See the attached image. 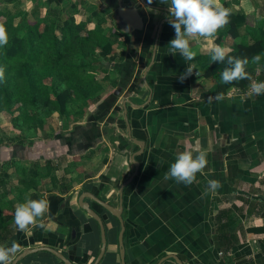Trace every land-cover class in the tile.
I'll use <instances>...</instances> for the list:
<instances>
[{
    "label": "crops",
    "instance_id": "crops-1",
    "mask_svg": "<svg viewBox=\"0 0 264 264\" xmlns=\"http://www.w3.org/2000/svg\"><path fill=\"white\" fill-rule=\"evenodd\" d=\"M94 1L117 18V0ZM119 1L137 8L143 25L133 32L117 22L129 39L114 46L116 58L106 65L111 82L104 81L103 89L111 90L113 97L103 106L89 105V117L39 143L40 153L32 156L57 163L55 186L45 178L49 190H38L50 201L45 227L0 233V245L15 241L22 250L47 246L73 264H91L101 240L97 222L79 206L83 196L81 201L103 224L104 248L95 264H214L221 259L264 264V94L241 102L247 85L229 87L225 99L217 101L214 76L203 75L208 43L192 42L194 60L173 56L168 52L175 36L168 6L159 0ZM222 3L243 13L250 24L264 19V0ZM233 40L223 37L215 43L229 48ZM189 66H194L192 75L179 80ZM259 68L253 65L254 80ZM232 89L239 92L229 99ZM36 146L22 149L25 159ZM187 149L206 151L203 173L190 186L165 180L176 156ZM213 179L221 187L205 194L207 181ZM61 181L67 184L64 191ZM87 193L118 208L120 219ZM10 199L13 207L22 203ZM15 264L64 263L40 249Z\"/></svg>",
    "mask_w": 264,
    "mask_h": 264
},
{
    "label": "trees",
    "instance_id": "trees-1",
    "mask_svg": "<svg viewBox=\"0 0 264 264\" xmlns=\"http://www.w3.org/2000/svg\"><path fill=\"white\" fill-rule=\"evenodd\" d=\"M60 1L45 0V3H52V10L59 13ZM68 9L70 12L67 11L63 17H54L48 13L42 18L29 21L24 14H19L21 18L14 21V15L7 13L0 19L5 23L9 36L8 44L0 48V66L5 68L4 80L0 82V111L8 114L16 112L10 116L9 121L17 134L9 137L10 141L7 142L1 139L0 145L22 142V126L25 129H41L43 120L53 113L61 117L58 128L65 129L77 118L83 115L89 117L86 107L92 104L103 106L104 101L113 97L111 90L105 92L103 89L104 81L111 82V71L101 67L96 57L113 61L116 53L110 38L116 37L122 44H128L129 35L117 29L115 23L120 20L115 16L117 21L113 18L112 11L108 15L112 17L116 28L107 31L102 26L103 18L97 17L96 10H91L87 18L77 20L74 15L77 11L76 2H68ZM232 13L229 25L218 32L215 41L223 37L234 39L229 44L230 55L248 58L246 70L253 77V65L256 64L252 62L253 56L261 55L257 64L264 68V19L250 24L243 13ZM227 66L226 63L212 62L208 55L203 75L214 76L213 92L216 94L225 92L229 87H245L249 83V80H241L223 84L221 73ZM261 73L259 71L256 76L258 79ZM5 144L2 146H8ZM55 163L50 159L38 158L23 162L2 160L0 184H9L11 178H14L12 184L20 195L25 193L28 198L39 199L42 197L39 188H49L44 187L45 178L50 187L55 186ZM60 183L64 191L67 184L63 181ZM20 198L17 197V200L23 202ZM2 201L3 197L0 196V204L4 203ZM12 201L5 202L6 206L0 208L1 235L4 232L9 235L16 230Z\"/></svg>",
    "mask_w": 264,
    "mask_h": 264
},
{
    "label": "clouds",
    "instance_id": "clouds-1",
    "mask_svg": "<svg viewBox=\"0 0 264 264\" xmlns=\"http://www.w3.org/2000/svg\"><path fill=\"white\" fill-rule=\"evenodd\" d=\"M168 6L169 23L173 27L175 36L169 41L168 52L171 55L179 53L185 60H194L197 53L193 50L192 42H207V51L212 62L226 63L228 66L221 73L223 84H233L241 80L251 81L248 91L240 97L243 102L248 97L264 94V81H256L246 70L249 64L248 58H240L230 55L231 49L215 43L218 32L230 23L232 9L226 7L222 0H159ZM151 4L152 0H148ZM255 12V8L250 9ZM258 19L260 17H257ZM9 42L8 31L3 21H0V48ZM261 55L252 57L253 63H259ZM194 66H189L180 74L179 80L183 81L192 75ZM5 68L0 66V82L4 80ZM236 89L228 93V98H233ZM175 93V92H174ZM217 101L225 99L224 93H217ZM208 164L207 153L202 149H187L180 152L170 165L165 174V180L173 179L177 183L186 186L196 181L198 173ZM221 184L218 180H208L205 194L214 193ZM50 212V201L45 197L31 199L25 197L24 202L17 203L14 210V225L20 232H28L34 227L44 228L42 222L46 214ZM22 252L21 245L12 242L10 246L0 245V264H14L18 255Z\"/></svg>",
    "mask_w": 264,
    "mask_h": 264
},
{
    "label": "rangeland",
    "instance_id": "rangeland-1",
    "mask_svg": "<svg viewBox=\"0 0 264 264\" xmlns=\"http://www.w3.org/2000/svg\"><path fill=\"white\" fill-rule=\"evenodd\" d=\"M68 2H76L77 11L74 12V15L77 20L79 18L81 19L87 18L91 10H96L97 12L96 15H98L97 17H102L104 20L102 22V26L104 30L113 31L112 29L116 28L115 24L117 23L115 24L112 23V17H110V14L108 15V13H110L109 10L106 7H103L100 3L95 2L94 0H87V2L85 3L77 2V0H62L60 1L61 11L59 13L56 10H52V8L54 7L52 6L53 5L52 3L47 4L45 3V0H10V1L0 0V19H3L7 13L14 15L13 17L14 21H17L21 18L19 14H24L25 18L29 21H33L36 18H42L48 13H50L51 16H54V17L56 16L63 17L65 16V13H67V11L70 12V9H68ZM110 40L112 42L113 48L115 45H118L120 41L116 37H111ZM94 57H95V54H94ZM96 58H97V62L100 64L101 67H106V65L108 64L107 59L101 58V57H96ZM259 71L262 72V66H260V68L255 72V76L258 75ZM86 109L88 110V107H86ZM14 114H16L15 111H12V113H9V114L6 113V111H0V141L2 140H6V142L10 141L9 137L16 134L15 130L11 127L10 121H9L10 116ZM80 118H77L76 120H80ZM60 120H61V117L57 116L56 113H53L50 117L45 118L43 120V125L41 129L39 128H36L35 130H33L32 128L25 129V127L22 126L23 128L22 137H21L22 142L18 144H12V145H10V143L8 144L1 143L0 161L13 160L16 162L17 161L23 162L25 160L30 161L34 158L44 160L43 158L34 157L32 155L34 154L38 155V153H40L39 143L41 141H45L46 139L53 137L55 132L59 129L58 125H59ZM3 144L8 145V146H2ZM29 146H36V149L34 150V153L29 154V159H25L24 156L26 155L22 152L23 151L22 149L25 147H28L29 149ZM27 152L29 153V151ZM12 154H16V156H13ZM9 171L10 170L8 169L7 172ZM60 173L62 172L58 171V175ZM14 180H15L14 178H11V182H9V184H5V185L0 184V196L3 197L2 202H4L0 204V208L6 206L5 202H8L9 200H11L10 199L11 196L12 197L20 196L21 197L20 199L22 200V197L24 196V194L20 195L19 191L14 188L12 184L14 183ZM7 187H9L10 189H7ZM4 191H7V193Z\"/></svg>",
    "mask_w": 264,
    "mask_h": 264
},
{
    "label": "water",
    "instance_id": "water-1",
    "mask_svg": "<svg viewBox=\"0 0 264 264\" xmlns=\"http://www.w3.org/2000/svg\"><path fill=\"white\" fill-rule=\"evenodd\" d=\"M115 15L120 20V22H122V24H124L130 30L140 31L142 29V25H143L142 17L140 15L139 11L137 10V8H135L134 6H126V5H123L119 0H117L116 1V8H115ZM87 194H88V197L90 199H92L93 201H95L96 203H98L101 207H103L105 210H107L111 215H113L114 217H116L118 220L120 219L119 209L118 208L111 207L109 204H107L106 202H104V201L96 198L92 194H89V193H87ZM81 197H83V196H80L78 198L79 206L90 217H92L97 222L98 227H99L101 246H100V249H99V252H98L96 258L91 263V264H95L96 261L100 258L101 254L103 252V248H104L103 224H102V221H101V218L99 217V215L95 211H93L85 202H82L81 201ZM40 249L41 250H46L49 253L53 254L60 261H62L64 264H73L63 254H61L57 250H55L53 248H50V247H47V246H38V247L25 248L18 255L16 261L19 260L21 257L25 256L26 254L31 253V252H34L36 250H40ZM121 253L122 252L120 251L119 254H120L121 261H122ZM15 262H14V264H15Z\"/></svg>",
    "mask_w": 264,
    "mask_h": 264
},
{
    "label": "built area",
    "instance_id": "built-area-1",
    "mask_svg": "<svg viewBox=\"0 0 264 264\" xmlns=\"http://www.w3.org/2000/svg\"><path fill=\"white\" fill-rule=\"evenodd\" d=\"M256 81H264V77H262L261 79H256ZM251 83V82H250ZM250 83H248L247 84V87H245L244 88V90L247 92L248 91V89H249V86H250ZM237 91L236 92H239V90L238 89H236ZM242 91V90H241ZM222 255V252L221 251H219L218 252V256L220 257ZM214 264H229L228 263V261H225V260H223V259H221V260H218V261H216Z\"/></svg>",
    "mask_w": 264,
    "mask_h": 264
}]
</instances>
